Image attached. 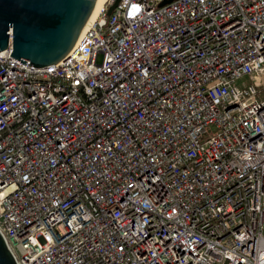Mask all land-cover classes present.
<instances>
[{
  "label": "built area",
  "instance_id": "2783aa9c",
  "mask_svg": "<svg viewBox=\"0 0 264 264\" xmlns=\"http://www.w3.org/2000/svg\"><path fill=\"white\" fill-rule=\"evenodd\" d=\"M163 1L106 0L45 67L0 51L18 264H264V0Z\"/></svg>",
  "mask_w": 264,
  "mask_h": 264
},
{
  "label": "water",
  "instance_id": "95a60500",
  "mask_svg": "<svg viewBox=\"0 0 264 264\" xmlns=\"http://www.w3.org/2000/svg\"><path fill=\"white\" fill-rule=\"evenodd\" d=\"M172 1L164 0L161 6ZM96 2L0 0V51L11 46L12 56L25 64L29 60L31 63L28 65L36 67L59 62L75 45ZM0 264H18L1 233Z\"/></svg>",
  "mask_w": 264,
  "mask_h": 264
},
{
  "label": "bare ground",
  "instance_id": "6f19581e",
  "mask_svg": "<svg viewBox=\"0 0 264 264\" xmlns=\"http://www.w3.org/2000/svg\"><path fill=\"white\" fill-rule=\"evenodd\" d=\"M105 2H106V0H97L95 9H94V11H93V13L89 19V22L94 20L97 17L98 12L100 11V9L102 8V6L104 5Z\"/></svg>",
  "mask_w": 264,
  "mask_h": 264
},
{
  "label": "rangeland",
  "instance_id": "374dc122",
  "mask_svg": "<svg viewBox=\"0 0 264 264\" xmlns=\"http://www.w3.org/2000/svg\"><path fill=\"white\" fill-rule=\"evenodd\" d=\"M244 80H239L238 83L241 84Z\"/></svg>",
  "mask_w": 264,
  "mask_h": 264
}]
</instances>
